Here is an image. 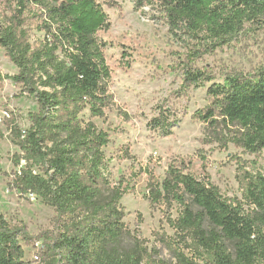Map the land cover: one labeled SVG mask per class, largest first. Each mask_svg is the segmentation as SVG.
<instances>
[{"label": "trees", "instance_id": "1", "mask_svg": "<svg viewBox=\"0 0 264 264\" xmlns=\"http://www.w3.org/2000/svg\"><path fill=\"white\" fill-rule=\"evenodd\" d=\"M132 1L137 10L155 9L176 41L194 43L173 66L181 71L184 94L210 83V103L193 117L223 146L233 143L253 154L264 150V64L254 72L226 74L223 82L211 68L196 65L198 58L233 41L247 23L262 20L264 0ZM13 4V13L0 22V47L18 72L0 71V84L12 80L37 101L38 110L29 114L27 129L11 128L19 152L11 158L9 187L40 199L57 217L54 229L33 236L24 224L0 215V264H166L125 223L121 200L127 190L110 179L104 153L110 136L93 121L104 118L114 103L107 42L99 32L111 27L104 5L117 2ZM30 18L42 33L34 43ZM173 115L171 108L159 106L148 124L169 136L179 121ZM243 181L244 201L224 196L209 175L196 176L185 161L171 164L162 181L150 174V202L181 207L177 218H168L178 264H196L183 249L199 258L208 255L211 264H264V174L246 171ZM35 241L43 243L34 263L26 260L25 245Z\"/></svg>", "mask_w": 264, "mask_h": 264}, {"label": "rangeland", "instance_id": "2", "mask_svg": "<svg viewBox=\"0 0 264 264\" xmlns=\"http://www.w3.org/2000/svg\"><path fill=\"white\" fill-rule=\"evenodd\" d=\"M115 1L116 7L104 5L110 29L99 32V37L107 42L105 55L112 72L110 90L114 103L104 118L96 117L93 121L110 136L104 147L110 179L113 184L122 183L127 190L121 200L125 223L146 240L150 252L156 250V260L178 264L170 245L178 242L173 238L175 231L168 218H177L181 207L176 203L168 206L150 202V174L162 181L171 164L185 161L196 176L209 175L224 196L244 201V173L264 174V150L253 154L233 143L223 146L215 140L207 125L193 117L195 111L210 103V83L192 87L184 94L181 71L173 67L178 56L185 57L194 43L172 38L168 25L150 6L137 10L132 0ZM13 10V0H0V22L7 20ZM263 19L247 23L233 41L198 58L196 65L211 68L218 82H223L226 74L256 71L264 64ZM28 22L34 43L42 33L34 28L31 18ZM0 71L8 75L18 72L1 47ZM159 106L171 108L172 119H179L169 136L152 130L148 124L158 114ZM37 110V101L23 94L19 85L10 79L1 82L0 215L12 223L24 224L33 236L54 229L57 213L35 196L11 190L8 174L15 169L11 158L19 152L11 128L17 124L27 129L31 124L29 114ZM42 243L25 245L26 260L39 261ZM183 250L196 264H211L208 255L199 258L191 249Z\"/></svg>", "mask_w": 264, "mask_h": 264}]
</instances>
